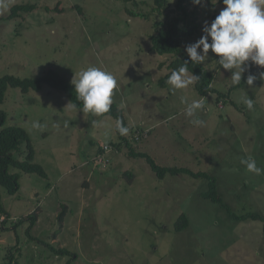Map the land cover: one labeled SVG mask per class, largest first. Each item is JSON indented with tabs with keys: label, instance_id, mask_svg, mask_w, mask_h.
<instances>
[{
	"label": "rangeland",
	"instance_id": "374dc122",
	"mask_svg": "<svg viewBox=\"0 0 264 264\" xmlns=\"http://www.w3.org/2000/svg\"><path fill=\"white\" fill-rule=\"evenodd\" d=\"M177 1L169 0L171 17L178 14ZM137 3L134 10L148 14L147 20L131 17L125 9L133 6L116 0H11L0 18L14 5L35 4L37 9L0 24V78H37L53 70L71 81L89 66L111 72L119 85L113 104L125 105L121 109L130 129L125 138L136 152L148 153L162 167L214 176L233 213L264 218V172L255 175L240 163L251 155L264 169V80L259 79L264 68L250 66L241 85L230 86L231 73L219 68L218 57L209 51L203 64L215 74L213 88L229 96L219 104L217 95L205 97V109L194 117L205 123L192 125L180 98L201 97L194 85L175 94L166 82L161 87L171 58L150 51L152 24L165 15L153 11L154 0ZM185 5L194 34L183 39L184 50L200 38L204 21L210 23L222 8L210 0ZM249 74L257 76L252 88L244 84ZM245 94L254 100L252 111L242 103ZM67 103L62 92L44 86L27 94L10 88L0 104L7 114L5 127L27 131L34 162L46 172L43 178L10 169L20 177L16 195L0 190L10 221L34 212L38 217L31 231L35 241H29L27 221L16 231L11 225L7 230L0 216V263L11 247L20 251H14L19 264H264L261 223L234 221L203 200L206 180L187 175L159 180L144 159L129 157L112 117L76 112ZM33 121L44 129H33ZM101 145L113 148L106 152V166L93 161ZM24 151L20 146L14 158L24 160ZM61 210L66 212L62 225ZM182 214L189 227L177 233ZM49 247L66 248L77 258L55 256Z\"/></svg>",
	"mask_w": 264,
	"mask_h": 264
},
{
	"label": "trees",
	"instance_id": "16d2710c",
	"mask_svg": "<svg viewBox=\"0 0 264 264\" xmlns=\"http://www.w3.org/2000/svg\"><path fill=\"white\" fill-rule=\"evenodd\" d=\"M121 1L124 4L133 6L132 9L126 8L125 10L131 17H140L142 19H148V14H143L142 12H136L134 8H138L139 4L137 0H116ZM187 0H178L176 3V16L171 17L170 13H175L171 10V5L169 0H154L153 11L158 12L164 16V20L155 21L152 24L154 34L151 35V48L150 51H153L159 55L170 56L171 60L168 64L169 73L160 79L159 84L161 87H165V82L168 79V76L171 74L172 70L178 69L182 66L185 61H188V72L190 74L199 76L200 79L194 84V90L200 97H207L210 94L217 95L216 102L219 104L222 99H226L229 95L225 96L224 94L218 92L213 88V82L215 80L214 72L206 69L204 64L191 63L185 50L183 49V39L187 36H192L194 30L189 26L187 22L189 19V12L185 5ZM222 5V3H219ZM37 6L35 4H20L14 5L11 7L10 12L7 16L0 18V24L6 21L15 20L24 14H30L35 11ZM79 12L80 7H75ZM46 11H50L49 8H45ZM57 10V9H56ZM62 12V10L60 11ZM215 16L213 17V19ZM185 23H187L185 25ZM241 85V83L239 84ZM44 86L50 87L52 89L62 92L70 103H76L80 106V102L76 100V94L74 92V87L71 84V81L60 76L57 72L50 70L37 78H19L14 75H5L0 78V104L5 101L6 93L8 89H19L22 93L27 94L30 91L40 92ZM238 86V85H237ZM236 87V86H235ZM233 87V88H235ZM232 88V89H233ZM225 102V101H224ZM232 103V102H231ZM234 105V103H232ZM110 116L114 120L117 118L123 120L125 126L128 127L124 112L117 105L112 104L110 112L103 114L100 117ZM7 119V114L3 111H0V190L3 189L5 193L9 196H14L18 193L20 189L19 185V175L11 173L10 169H16L28 174H37L40 177L45 178L46 172L42 166L36 164L35 161V148L31 142L30 136L26 130L21 127H5ZM121 143L123 142L129 152L128 155L130 158H142L150 166L152 172L159 180H163L167 175L178 176V175H187L192 179H202L208 182V188L206 191L200 193V197L210 202L213 205H217L221 210L237 222H259L262 224V234L264 235V218L257 213H247L241 216H237L233 213L227 204L223 201L222 197L218 193L217 179L214 176L209 175L205 172L194 173L190 169L180 168V167H162L159 166L155 160L148 154L144 152H136L125 136H120L116 132ZM138 136H134L135 140H139ZM25 147L24 151V160L19 161L14 158L13 153L18 152L20 146ZM104 153V145L98 147L97 154ZM124 176L129 182H131L132 174L130 172H125ZM65 208V207H63ZM63 208H61L63 210ZM59 212L57 216L59 222L63 223L64 218L66 217V212ZM0 216L4 218L2 222L3 225L7 224V230L9 229L8 225L13 226L14 231L22 226L25 221H27L28 228L26 229L25 235L29 241H35L32 236V229L37 223L38 215L34 212L27 215L24 218L16 223L10 221L12 218L8 211L5 209L0 193ZM189 227V218L187 215L182 214L175 224V231L177 233L186 230ZM42 242V241H38ZM42 244V243H40ZM51 252L55 256L68 255L73 259H76L77 256L66 248H52L49 247ZM16 248H8L6 250V255L0 264H19L15 258L14 251ZM17 252H20L17 250Z\"/></svg>",
	"mask_w": 264,
	"mask_h": 264
},
{
	"label": "clouds",
	"instance_id": "9594fccd",
	"mask_svg": "<svg viewBox=\"0 0 264 264\" xmlns=\"http://www.w3.org/2000/svg\"><path fill=\"white\" fill-rule=\"evenodd\" d=\"M10 2L11 0H0V12H6ZM191 3L202 5L204 0H191ZM210 3L213 6L222 3V8L210 23L204 21L202 35L194 43L186 45L185 52L191 63L202 64L208 59L211 51L218 57L216 62L219 68L231 73L230 86L239 85L242 74L248 71L250 66L264 68V0H210ZM187 65L188 61H185L168 76L166 83L173 94L177 90L189 88L200 79L199 76L188 74ZM256 79V75L249 74L244 84L252 88ZM259 79L264 80V71L259 73ZM71 84L80 106L70 102L66 106L93 117L110 112L114 94L119 88L116 77L97 66H89L77 72ZM180 100L185 105L184 115L193 118L190 123L194 126H203L205 122L194 117L205 109V97L189 102L182 96ZM242 103L249 111L254 110V100L247 94L242 97ZM120 107L124 108L125 105L121 103ZM92 123L96 125L98 121L94 119ZM31 127L42 131L45 125L33 121ZM115 131L120 136H127L130 129L125 126L123 120L117 118ZM240 163L248 172L255 175L264 172L251 155L242 158Z\"/></svg>",
	"mask_w": 264,
	"mask_h": 264
},
{
	"label": "built area",
	"instance_id": "2783aa9c",
	"mask_svg": "<svg viewBox=\"0 0 264 264\" xmlns=\"http://www.w3.org/2000/svg\"><path fill=\"white\" fill-rule=\"evenodd\" d=\"M140 134H138L139 138ZM113 148L111 146H104V153L97 154L96 157L93 159L95 165H102L106 166L108 163V160L106 159V152L112 151Z\"/></svg>",
	"mask_w": 264,
	"mask_h": 264
}]
</instances>
